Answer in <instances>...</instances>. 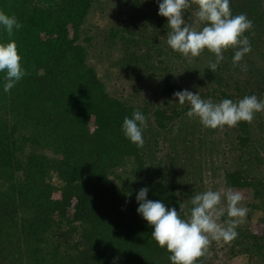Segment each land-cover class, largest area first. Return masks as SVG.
I'll use <instances>...</instances> for the list:
<instances>
[{
    "label": "trees",
    "instance_id": "trees-1",
    "mask_svg": "<svg viewBox=\"0 0 264 264\" xmlns=\"http://www.w3.org/2000/svg\"><path fill=\"white\" fill-rule=\"evenodd\" d=\"M236 1L230 9L252 21L244 34L264 58V0ZM93 2L0 0V10L22 24L12 36L0 31V41L16 42L27 71L7 93L0 73V264H171L137 213L136 194L148 187V199L178 212L183 203L176 185L152 177L144 146L121 132L125 116L145 110L112 98L88 64L79 41ZM181 110L158 108L157 129L168 130ZM253 127L236 125L241 147L251 144ZM55 172L61 186L52 183ZM225 184L264 197V182L242 169L227 172ZM237 243L250 253L248 264H264V234L242 231ZM198 264H207L205 254Z\"/></svg>",
    "mask_w": 264,
    "mask_h": 264
},
{
    "label": "rangeland",
    "instance_id": "rangeland-1",
    "mask_svg": "<svg viewBox=\"0 0 264 264\" xmlns=\"http://www.w3.org/2000/svg\"><path fill=\"white\" fill-rule=\"evenodd\" d=\"M240 5L241 1L236 7ZM194 13L195 7L186 10L185 19L194 17ZM167 30L156 0H94L79 43L87 49L88 64L106 92L126 106L145 110L146 165L154 179L163 180L167 186L176 185L178 199L189 214L190 197L207 190L230 189L225 184L227 172L242 169L264 182V112L255 114L254 137L249 147L243 148L237 140L236 126L204 128L198 119L186 115L190 105H180L169 91L187 89L216 103L227 97L238 101L248 95L264 99V58L253 49L239 67H233L226 50L224 60L212 72L207 68L215 62L214 54L205 49L197 57L186 58L173 52L166 44ZM45 37L47 34L42 35ZM158 108L169 115L176 109L185 111L168 130L159 131L154 116ZM89 127L92 132L96 130L94 119ZM57 175H53L54 185L62 184ZM232 190L242 195L240 206L249 211L236 227L235 239L211 241L205 252L207 264H248L250 253L237 243L239 233L264 234V197L255 198L250 189ZM60 195L56 190L53 199L59 200Z\"/></svg>",
    "mask_w": 264,
    "mask_h": 264
},
{
    "label": "clouds",
    "instance_id": "clouds-1",
    "mask_svg": "<svg viewBox=\"0 0 264 264\" xmlns=\"http://www.w3.org/2000/svg\"><path fill=\"white\" fill-rule=\"evenodd\" d=\"M158 15L166 18L167 46L183 57L199 56L205 49L215 55V62L207 69L215 72L224 60V51L235 49L233 67H239L245 55L251 52V43L244 34L252 21L245 14L233 15L230 0H156ZM195 7L194 17L185 19V11ZM204 25L197 28V25ZM22 24L14 15L0 10V31L12 36ZM0 73L3 74V91L9 92L27 74L14 40L0 41ZM180 105H190L186 115L198 119L204 128L235 127L239 122L251 123L256 113L264 112V99L256 95L244 96L238 101L223 99L213 102L202 99L200 94L187 89L173 93ZM147 118L140 109L125 116L121 125L123 136L137 148H143V133ZM148 187L136 194L137 213L151 227V238L157 246L170 253L171 264H198L211 241L230 242L238 235L236 227L242 224L248 209L240 206L243 199L239 192L228 189L207 190L189 198V214L166 207L159 200L147 198ZM128 195H131L128 193ZM222 200L225 204H222ZM227 217L221 221L222 217ZM115 264V261H114Z\"/></svg>",
    "mask_w": 264,
    "mask_h": 264
}]
</instances>
